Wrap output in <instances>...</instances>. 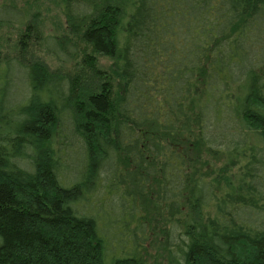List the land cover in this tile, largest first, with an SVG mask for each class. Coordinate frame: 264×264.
Returning a JSON list of instances; mask_svg holds the SVG:
<instances>
[{"label": "trees", "instance_id": "16d2710c", "mask_svg": "<svg viewBox=\"0 0 264 264\" xmlns=\"http://www.w3.org/2000/svg\"><path fill=\"white\" fill-rule=\"evenodd\" d=\"M61 1L107 79L0 61V264H264V0Z\"/></svg>", "mask_w": 264, "mask_h": 264}, {"label": "rangeland", "instance_id": "374dc122", "mask_svg": "<svg viewBox=\"0 0 264 264\" xmlns=\"http://www.w3.org/2000/svg\"><path fill=\"white\" fill-rule=\"evenodd\" d=\"M4 6H13L17 11H21L23 17L26 16V24H19L17 20L12 23H0V61L2 63L12 58H17L25 65L41 63L50 72L60 73L69 77L76 89H94L107 79L105 75L100 74L101 76H98L91 72L89 63L82 57L88 52V49L83 46L79 39H77V44L79 42L80 55L72 63L60 62L55 55L44 48L41 38L47 33L64 35L65 17L62 12L61 0H0V8H2L0 16L14 19L18 17V14L9 12L10 9L8 12L5 11ZM28 24L32 28L30 31L26 28ZM74 41L76 42V40ZM101 58L98 62L99 68L106 71V69L110 68L109 59ZM13 72L17 83H21L26 71L15 65ZM94 78L99 80V82L94 81ZM72 167V171H74V165ZM77 173V170L74 173L72 172L74 177ZM152 250L154 254L159 256L161 264H178L157 244Z\"/></svg>", "mask_w": 264, "mask_h": 264}]
</instances>
